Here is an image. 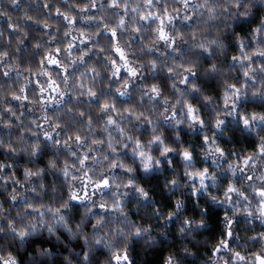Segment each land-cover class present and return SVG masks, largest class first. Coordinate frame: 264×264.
<instances>
[{"label":"clouds","instance_id":"1","mask_svg":"<svg viewBox=\"0 0 264 264\" xmlns=\"http://www.w3.org/2000/svg\"><path fill=\"white\" fill-rule=\"evenodd\" d=\"M0 264H264V0H0Z\"/></svg>","mask_w":264,"mask_h":264}]
</instances>
